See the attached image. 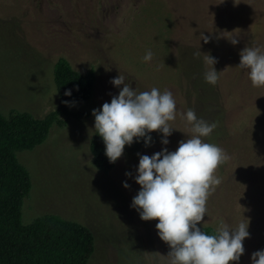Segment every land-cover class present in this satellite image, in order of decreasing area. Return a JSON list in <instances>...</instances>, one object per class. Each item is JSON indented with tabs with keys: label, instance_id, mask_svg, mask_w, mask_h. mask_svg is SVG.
<instances>
[{
	"label": "rangeland",
	"instance_id": "1",
	"mask_svg": "<svg viewBox=\"0 0 264 264\" xmlns=\"http://www.w3.org/2000/svg\"><path fill=\"white\" fill-rule=\"evenodd\" d=\"M248 46L264 52V0H0L5 117L17 110L43 118L58 108L54 67L60 58L97 77L92 98L69 106L86 117L63 118L44 144L18 153L32 180L23 223L58 215L85 225L95 238L89 264H168L171 249L158 235L159 221L142 220L131 206L141 188L135 180L138 154L175 151L191 127L180 114L193 109L198 119L217 124L202 139L230 157L215 172L221 184L197 226L217 230L221 222L233 228L249 223L245 253L231 264H252V254L264 250V86L253 87L248 70L238 67ZM149 50L153 58L145 62ZM206 54L221 72L214 86L204 79L213 67L205 64ZM120 73L134 90L171 91L177 117L169 122L174 130L168 145L161 132L149 133L150 144L134 140L115 168L102 172L90 152L96 133L92 112L118 96L123 85L110 81Z\"/></svg>",
	"mask_w": 264,
	"mask_h": 264
},
{
	"label": "clouds",
	"instance_id": "2",
	"mask_svg": "<svg viewBox=\"0 0 264 264\" xmlns=\"http://www.w3.org/2000/svg\"><path fill=\"white\" fill-rule=\"evenodd\" d=\"M205 43L209 37L203 36ZM233 45L239 41L230 39ZM195 57L200 53L195 52ZM153 53L149 50L143 57L145 62L151 61ZM204 62L213 67L204 72V79L216 85L219 74L214 65L218 62L209 54ZM241 69H247V75L253 87L264 86V52L260 47H246L240 52ZM223 72V71H222ZM126 77L120 73L110 82L114 86L123 85L118 96L111 102H105L102 109H94L95 132L105 144V155L110 163L117 162L124 154L125 146L132 145L134 140L146 138V145L152 142L149 133L161 132L162 144L168 145L167 137L174 128L171 121L177 117V105L169 90L160 92L156 87L150 91H137ZM71 90L65 95L71 96ZM68 105L69 101H64ZM181 119L190 125V134L181 140L175 151L167 147L155 154L139 155L138 175L136 183L141 188L133 197L132 207L142 220H158L156 228L162 241L170 246L167 254L168 264H231L238 262L245 253L243 241L250 237L249 223L241 221L236 227L221 222L215 234H206L197 225L204 221L207 213L209 196L221 184L215 172L230 157L224 149L216 144L205 142L217 127L215 122L209 123L198 119L193 109ZM176 130V129H175ZM131 176V173H126ZM129 188L126 182L123 185ZM159 254V252H157ZM252 264H264V250L252 254Z\"/></svg>",
	"mask_w": 264,
	"mask_h": 264
},
{
	"label": "trees",
	"instance_id": "3",
	"mask_svg": "<svg viewBox=\"0 0 264 264\" xmlns=\"http://www.w3.org/2000/svg\"><path fill=\"white\" fill-rule=\"evenodd\" d=\"M54 81L59 105L43 118L13 110L8 117L0 112V264H89L95 252V238L85 225L58 215H44L32 223H23L22 210L32 180L18 153L31 151L44 144L55 125L63 118L86 117L73 113L69 106L89 101L96 88V73L76 71L70 62L60 58L54 67ZM71 90V96L65 95ZM64 101L70 103L66 105ZM90 152L95 166L102 172L115 168L105 155L102 137L95 133ZM215 234L211 227L202 228Z\"/></svg>",
	"mask_w": 264,
	"mask_h": 264
}]
</instances>
